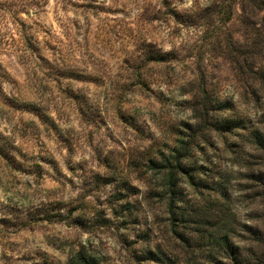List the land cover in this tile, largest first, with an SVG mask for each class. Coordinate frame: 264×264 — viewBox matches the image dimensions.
<instances>
[{
    "label": "rangeland",
    "instance_id": "rangeland-1",
    "mask_svg": "<svg viewBox=\"0 0 264 264\" xmlns=\"http://www.w3.org/2000/svg\"><path fill=\"white\" fill-rule=\"evenodd\" d=\"M239 12L234 0H0V264H65L80 247L101 264L218 259V245L174 236L144 156L190 135L200 186L182 187L202 202L224 178L249 222L248 138L201 119L187 130L183 94L198 64L213 84L231 80L216 35H241ZM247 23L264 33V10ZM161 51L166 62L150 60Z\"/></svg>",
    "mask_w": 264,
    "mask_h": 264
},
{
    "label": "trees",
    "instance_id": "trees-1",
    "mask_svg": "<svg viewBox=\"0 0 264 264\" xmlns=\"http://www.w3.org/2000/svg\"><path fill=\"white\" fill-rule=\"evenodd\" d=\"M234 1L239 4L238 17L244 31L234 41L232 37L227 40L224 35H216L218 42L223 41L227 45L221 59L228 64L226 74L231 76V80L213 84L210 68L198 64L196 72L186 81L189 88L183 94L184 102L194 114L191 117L193 122L186 123L187 130L201 119L212 130L237 135L243 133L242 136L248 138L255 159L249 166L255 183L254 199H258L247 216L249 222L246 219L239 221L238 214L231 209V195L224 178L220 179L219 192L200 194L202 202L182 187L183 183L190 187L200 186L190 166V156L195 148L190 135L184 138L178 131L170 139L166 151L146 152L144 164L158 171L159 182L153 192L165 200L178 241L200 246L206 240L210 246L218 245L220 255L218 259L209 261L212 264H264V33L248 27L247 23L264 10V0ZM223 13L225 21L230 22L233 8L229 5ZM234 43L238 46L233 47ZM171 54V51H161L150 60L164 63ZM148 86L144 81L139 83L141 88ZM179 226L181 230L176 229ZM188 226L191 229L185 232ZM165 258L151 251L140 260L166 264ZM65 264L101 262L95 254L80 247L68 256Z\"/></svg>",
    "mask_w": 264,
    "mask_h": 264
}]
</instances>
